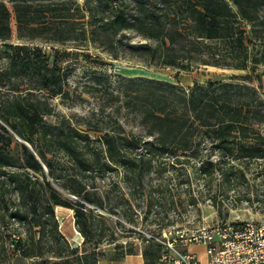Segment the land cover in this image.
Instances as JSON below:
<instances>
[{
  "label": "trees",
  "instance_id": "1",
  "mask_svg": "<svg viewBox=\"0 0 264 264\" xmlns=\"http://www.w3.org/2000/svg\"><path fill=\"white\" fill-rule=\"evenodd\" d=\"M36 41L75 49L89 44L112 59L153 67L246 73L186 89L149 77L122 78L105 87L107 105L134 114L142 133L126 132L113 118L83 129L65 118L45 120L53 114L50 98H69L72 68L61 65L62 56L77 52H46ZM256 42H264V0H0V49L7 60L0 64V227L17 224L25 233L24 239H0V264L15 256L86 257L60 233L56 206L73 211L82 251L118 241L96 210L130 220L127 211L116 210L128 200L121 195L113 203L111 190L102 196L94 186L114 172L141 186L170 159L168 166L193 161L200 175L227 180L247 163H264L258 130L264 97L257 90L264 94V70L255 72L264 59L254 52ZM91 80L92 91H101L102 77L91 72Z\"/></svg>",
  "mask_w": 264,
  "mask_h": 264
},
{
  "label": "rangeland",
  "instance_id": "2",
  "mask_svg": "<svg viewBox=\"0 0 264 264\" xmlns=\"http://www.w3.org/2000/svg\"><path fill=\"white\" fill-rule=\"evenodd\" d=\"M133 40L138 39L133 38ZM35 43L46 52H50L52 48L59 52H77V55L62 56L61 65L72 68L66 86L69 98H50L48 101L53 108V114L46 116L45 120L54 123L65 118L83 129L87 128V122H90L91 126L101 125L113 118L126 132L142 133L134 114L127 112L124 108L117 111L118 103L112 106L107 105L110 102L107 93L109 91L105 87L108 83L115 86L121 82L122 78L149 77L176 83L186 89L194 82L202 84L209 81H223L228 80L233 74L246 73L215 67L181 71L170 67L147 66L135 58L112 59L105 51L89 44L75 49L72 44L40 41ZM256 51L264 59V42H256L254 52ZM4 56L0 49L2 65L7 62ZM262 70H264V61L255 72ZM91 72L102 77L103 83L99 85L101 91L98 93L92 91L94 85ZM251 85L257 88L255 81ZM257 90L264 97V94ZM113 93L118 94L116 91ZM122 100L120 97L119 103ZM258 130L264 134V124L259 125ZM12 149L19 151L15 145H12ZM171 162L170 159L158 163L157 172L146 176L141 186L123 182L122 173L115 172L102 180H96L94 186L100 195L103 196L105 192L111 190L110 198L113 203H116L121 195L128 200L116 210L127 211L130 220L123 218L121 213L113 215L106 209L96 210L104 216L105 226L111 227L118 236H121L119 240L140 241L143 239L159 243L157 239L166 240L179 231L236 221H264V163L260 161L247 163L241 174L231 176L227 180L219 175H200L192 166L193 161L175 164L173 167L167 165ZM94 223H97L96 220ZM6 234L25 238L24 230L17 227V224L8 225L7 229L0 227V239ZM104 234H108L107 230H104ZM105 245L108 244L103 242L100 246ZM186 251L195 253L200 264H205L201 245H188ZM7 261L9 259L5 258L3 263Z\"/></svg>",
  "mask_w": 264,
  "mask_h": 264
},
{
  "label": "built area",
  "instance_id": "3",
  "mask_svg": "<svg viewBox=\"0 0 264 264\" xmlns=\"http://www.w3.org/2000/svg\"><path fill=\"white\" fill-rule=\"evenodd\" d=\"M157 241L165 264H200L194 253L183 250L191 244L204 247L206 264H264V221H236L185 230Z\"/></svg>",
  "mask_w": 264,
  "mask_h": 264
},
{
  "label": "crops",
  "instance_id": "4",
  "mask_svg": "<svg viewBox=\"0 0 264 264\" xmlns=\"http://www.w3.org/2000/svg\"><path fill=\"white\" fill-rule=\"evenodd\" d=\"M54 212L58 221L59 231L70 247L77 248V255L79 256L87 254L85 258L76 259L69 257L67 259L69 264H165L160 261V256L164 251L163 246L152 240L141 239L140 241H134L122 239L84 252L82 251L83 238L74 227L73 211L56 206ZM187 247H184L183 250L186 251ZM203 252L206 264L204 247ZM67 260L50 256H46L44 259L15 256L5 264H66Z\"/></svg>",
  "mask_w": 264,
  "mask_h": 264
}]
</instances>
